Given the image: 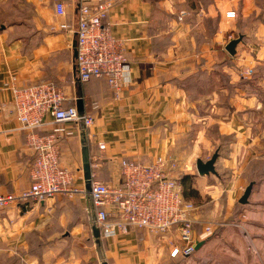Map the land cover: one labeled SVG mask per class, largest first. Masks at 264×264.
<instances>
[{
  "label": "crops",
  "instance_id": "crops-1",
  "mask_svg": "<svg viewBox=\"0 0 264 264\" xmlns=\"http://www.w3.org/2000/svg\"><path fill=\"white\" fill-rule=\"evenodd\" d=\"M34 1L33 21L28 16L0 25V193L30 188L37 158L30 132L16 118L13 88L52 81L64 90L65 106L77 105L80 94L85 113L94 118L87 128L92 175L110 185L120 182L122 158L152 162L160 155L178 159L218 148L216 178L195 176L194 188L218 196L219 221L234 219L240 226L206 233L208 217L195 210L194 238L196 246L202 244L193 254L176 257L171 256L172 246L181 245L176 230L159 234L132 228L110 238L102 235L107 264H264V172L254 169L264 163V24L254 33L243 29L258 11L254 0H210L208 5L203 0H65V18L56 14L54 1ZM108 1L106 22L124 41L130 63V83L118 95L104 77L81 82L74 58L80 5ZM231 10L236 18L226 17ZM204 17L218 19L209 39L201 38ZM62 22L69 27L61 28ZM236 33L243 40L233 56L226 46ZM251 41L260 45L252 47ZM248 68L256 76H244ZM46 120L45 133L55 126L51 116ZM62 125L76 127L74 135L58 138L62 165L72 172L73 186L86 188L79 125ZM251 182L257 183L249 202L234 208ZM90 202L86 193L1 208L0 264H83L64 251L71 241L94 240Z\"/></svg>",
  "mask_w": 264,
  "mask_h": 264
},
{
  "label": "built area",
  "instance_id": "built-area-1",
  "mask_svg": "<svg viewBox=\"0 0 264 264\" xmlns=\"http://www.w3.org/2000/svg\"><path fill=\"white\" fill-rule=\"evenodd\" d=\"M56 14L66 15L65 0H53ZM112 8L111 2L91 6L81 4L78 24L77 64L81 82L104 77L116 94L130 83V63L122 39L113 33L112 24L106 22ZM226 17H237L236 11H228ZM66 22L61 28H68ZM253 69L244 71L251 76ZM64 90L52 81H42L13 88L15 115L22 128L28 130L30 145L37 153L31 170L33 182L30 188L16 193H0V209L28 201L44 202L58 195L74 196L89 193L96 207L97 224L104 237L127 233L132 228H144L153 233L165 234L176 230L181 245L174 244L171 256L191 255L196 250L193 217L195 205L184 196L178 174L180 164L172 156L160 155L152 162L122 158L120 182L110 185L93 176L91 188L72 185L73 174L62 165L58 138L72 136L76 127L67 128L64 123L79 125L84 118L88 127L94 118L80 115L78 106H65ZM53 118L54 127L43 132ZM100 149L106 144L100 143ZM211 231L212 226L206 225ZM172 243V242H171Z\"/></svg>",
  "mask_w": 264,
  "mask_h": 264
},
{
  "label": "rangeland",
  "instance_id": "rangeland-1",
  "mask_svg": "<svg viewBox=\"0 0 264 264\" xmlns=\"http://www.w3.org/2000/svg\"><path fill=\"white\" fill-rule=\"evenodd\" d=\"M10 1L11 0H8L6 4H0V25L2 23L21 22L22 20H26L28 16H30L31 20L33 21L34 17L37 14V5L34 0H31V2L25 1L24 3H22V0H13V2L12 1L10 2ZM37 1L41 2L43 0H37ZM49 1L53 3V0H49ZM209 1L210 0H203V3L205 5H208ZM254 2L258 7V11L252 12L251 17L248 18L249 20L246 19V22L244 21L245 26L243 29L245 28L247 29L249 27L248 29L249 33L250 32L254 33V31H256V29L258 28V24L260 25L264 24V0H254ZM196 3L195 1L193 2L195 7H198ZM199 7H202V4L199 3ZM65 16L61 18H65ZM217 21L218 19L212 18V17H204L203 21L201 20V26L205 27V30H206L205 34L203 35L201 34V38L204 36L205 39H209L213 36L214 32L216 31ZM236 37L237 38L239 37L237 33H236ZM253 37L254 36H252L251 39ZM258 45H260L258 41H254V42L251 41L252 47H258ZM251 76L252 77L256 76L254 69H253ZM211 135L215 136L217 135V132L212 131ZM205 149L206 148H203L201 151L192 153L189 155H186V154L176 155V157L178 158L177 160L180 164L178 174L181 177L180 178L181 183H182V177L186 174H192L194 176L193 186L198 183L195 176L199 177L201 175L198 173L197 168H196L197 160L199 158H202L205 161L210 159L212 155L217 151L218 148L211 146L207 150ZM216 169H217L216 174L214 173L209 174L210 178H212L211 181H213L216 178L215 176L218 174V160L216 163ZM254 169H255L256 174L264 172V163L254 164ZM221 172L223 173L224 171H221ZM256 183L257 182H255V184ZM183 189H184V185H183ZM190 194L191 195L188 197V199L194 203L195 210L197 211L200 210L204 215H207L208 222L206 223V225L212 226L211 231H208L205 229L206 233L215 235L218 233V227H221L224 225H232L235 227L240 226L239 221H235L234 219L233 220L232 219L223 220L224 219L223 218L220 221L218 220V196L215 199L214 195H210V194L203 195L197 192H193V193L191 192ZM223 199L220 201V203H222V208L223 210H225L226 207L224 205L227 204V201ZM241 205L242 203H239V201L237 200L234 205V208H238ZM65 248L66 249L64 251V255L68 254L70 256V254H72L71 257L77 258V259L79 258L80 260H83L82 262L83 264H85V262H87L88 264H90V262L99 264L100 258H99L98 250H97L96 244L94 243L93 237L91 239H88L87 242H72L71 241V243L69 244V247H65ZM70 248L73 249V253H71Z\"/></svg>",
  "mask_w": 264,
  "mask_h": 264
},
{
  "label": "water",
  "instance_id": "water-1",
  "mask_svg": "<svg viewBox=\"0 0 264 264\" xmlns=\"http://www.w3.org/2000/svg\"><path fill=\"white\" fill-rule=\"evenodd\" d=\"M78 24H79V18L77 19V36L74 42V58H77L78 56ZM243 40V36L240 35L238 38H235L231 40L227 46L226 49L231 55H235L237 53V45ZM81 81V80H80ZM79 94V92H77ZM78 110L80 112V115H84V104L83 99L81 98V95H78ZM79 128H80V134H81V142L83 146V170L85 174V181H86V189L89 191L91 188V182H92V167H91V160L89 155V148H88V139H87V126L85 124L84 118H81L79 120ZM219 158V153L216 151L212 157L208 160H203L202 158H199L196 163L197 171L200 175H209L211 173L216 174V163ZM254 182H251L245 189L243 195L239 199L240 203L246 204L249 202V197L252 194L253 188H254ZM90 196V194H89ZM93 199V198H92ZM91 204V220H92V230H93V236L95 240V244L98 250L99 258L101 260V264H107V261L105 259V249H104V243H103V237L101 233V229L99 225L97 224V216L94 209V201L90 202ZM202 243L197 244L196 248H199Z\"/></svg>",
  "mask_w": 264,
  "mask_h": 264
},
{
  "label": "trees",
  "instance_id": "trees-1",
  "mask_svg": "<svg viewBox=\"0 0 264 264\" xmlns=\"http://www.w3.org/2000/svg\"><path fill=\"white\" fill-rule=\"evenodd\" d=\"M194 176L192 174H186L182 177V183L184 185V196L188 199L192 192H197V189L193 186ZM255 181V180H253Z\"/></svg>",
  "mask_w": 264,
  "mask_h": 264
}]
</instances>
